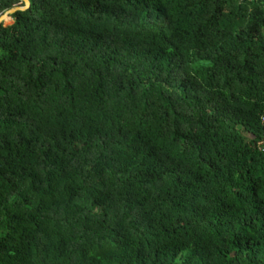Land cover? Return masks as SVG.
Masks as SVG:
<instances>
[{
    "label": "trees",
    "instance_id": "trees-1",
    "mask_svg": "<svg viewBox=\"0 0 264 264\" xmlns=\"http://www.w3.org/2000/svg\"><path fill=\"white\" fill-rule=\"evenodd\" d=\"M0 264H264V0L13 13Z\"/></svg>",
    "mask_w": 264,
    "mask_h": 264
},
{
    "label": "water",
    "instance_id": "water-1",
    "mask_svg": "<svg viewBox=\"0 0 264 264\" xmlns=\"http://www.w3.org/2000/svg\"><path fill=\"white\" fill-rule=\"evenodd\" d=\"M23 1L25 5H16L15 7L6 11L4 15L0 17V27L2 26L5 20L9 19L13 15V13L17 12L18 10H25L28 7H30V0H23Z\"/></svg>",
    "mask_w": 264,
    "mask_h": 264
},
{
    "label": "rangeland",
    "instance_id": "rangeland-1",
    "mask_svg": "<svg viewBox=\"0 0 264 264\" xmlns=\"http://www.w3.org/2000/svg\"><path fill=\"white\" fill-rule=\"evenodd\" d=\"M8 20V19H7ZM7 20H5L4 22H6Z\"/></svg>",
    "mask_w": 264,
    "mask_h": 264
}]
</instances>
